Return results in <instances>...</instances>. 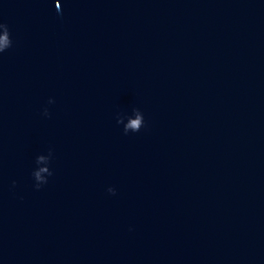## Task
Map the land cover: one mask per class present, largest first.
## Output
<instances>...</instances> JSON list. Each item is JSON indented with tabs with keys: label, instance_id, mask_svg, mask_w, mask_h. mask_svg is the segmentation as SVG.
<instances>
[{
	"label": "water",
	"instance_id": "obj_1",
	"mask_svg": "<svg viewBox=\"0 0 264 264\" xmlns=\"http://www.w3.org/2000/svg\"><path fill=\"white\" fill-rule=\"evenodd\" d=\"M39 264H264V0H107Z\"/></svg>",
	"mask_w": 264,
	"mask_h": 264
}]
</instances>
